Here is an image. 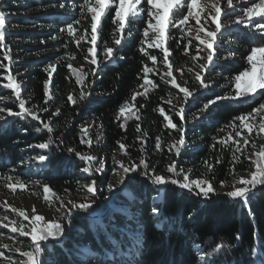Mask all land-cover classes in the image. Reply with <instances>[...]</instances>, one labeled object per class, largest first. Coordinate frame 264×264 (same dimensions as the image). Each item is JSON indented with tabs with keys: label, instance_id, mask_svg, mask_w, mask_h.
Listing matches in <instances>:
<instances>
[{
	"label": "trees",
	"instance_id": "1",
	"mask_svg": "<svg viewBox=\"0 0 264 264\" xmlns=\"http://www.w3.org/2000/svg\"><path fill=\"white\" fill-rule=\"evenodd\" d=\"M73 1L62 9L58 6L62 0H0V11L6 13V47L0 48V54L8 52L11 58L9 61L2 57V64L6 66L4 72L7 75L10 72L21 84L25 106L40 117V121H34L31 117L8 116L7 111L0 113L6 117V121H0V177L12 176L26 185L33 184L40 194L43 185H47L55 196L62 198L80 197L88 193L84 185L96 181L92 208L72 210L71 215H64L67 219H61L63 236L59 240L43 242L42 264H199L198 256L206 253H212L207 257L210 264H264V186H257L245 205L226 193H210L208 198H204L196 195L198 190L190 192L171 183L156 185L148 176L139 174L143 171L141 168L126 177L117 191H103L100 188L105 184L106 175L97 174L94 164L91 174L82 172L81 169L88 165L75 154H123L117 143L120 141L127 146L129 155H124L126 158L139 163L143 157L148 162L150 175L155 173L182 180V175L174 176L167 172V166L175 161L177 172L181 169L185 173L189 171L191 179L203 178L215 187L220 186L221 181L230 182L233 176L250 167L251 161L245 156L251 153V149L248 144H243L240 137H235L234 129L229 125L235 117L264 102V97L256 95L222 100L203 113L200 109L209 99L231 92L230 88L234 86L232 78L247 67L246 57L250 49L264 45V35L253 26L234 24L222 29L220 42L214 46L213 62L202 72V78L208 83L216 75H222L228 87L222 89L218 82L213 81L208 88H201L200 82L193 78L188 89L195 91L183 105L185 145L177 156L175 151H169V145L179 140L180 133L165 128L164 117L154 109L163 107L173 123L179 126V117L165 101L171 98L178 110L183 93L161 80L166 68L160 63L162 53L159 49H147L150 54L157 55L156 68L160 71L155 75L149 73V79L159 87L149 91L146 97H137L140 119L125 121L123 117L116 118L120 106L126 100L130 101L133 91H143L138 86L143 82L141 70L144 64L153 67L152 62L139 51L146 26L144 19L131 25L132 35L128 36L126 32L113 58L105 60V42L109 47H116L112 35L116 26L110 15L102 18L97 41L99 68L96 75L87 76L83 87L87 95L79 99L81 85L76 83L67 65L83 67L86 73L95 66L84 60L90 45L82 42L78 48L67 31H61L68 23L80 19V24H74L79 29L78 34L85 28L91 32L90 15L81 19L83 0ZM54 5L58 9L46 10V7ZM28 8L40 12L27 14ZM181 18L176 16V19ZM255 20L264 23L258 17ZM32 25H39V30L29 31L28 27ZM168 33L171 38L167 40V46L172 53L169 58L172 66L184 67L191 63L195 41L185 54L184 46L191 37H182L179 28L170 27ZM56 35L61 36L59 46L62 51L59 54L43 55L36 51L35 43L45 42ZM16 41L20 44H15ZM31 54L36 57L26 59ZM71 56L75 59L71 60ZM50 64L56 71L49 85L51 99L45 103L44 85L49 79L45 69ZM70 93L77 99L75 105L67 99ZM5 96L9 99H3ZM0 108L19 111L12 90L3 86H0ZM45 108L47 111L42 110ZM56 109H60V114L53 116ZM194 113L197 115L192 118ZM89 120H94V126L89 135H85L82 125ZM41 121L50 122L53 131L49 133L44 129ZM122 123L124 128L120 127ZM235 123L238 125L239 121ZM137 124L140 132L136 131ZM38 127L41 129L39 132L36 131ZM230 134L240 140L244 150V155L235 153L239 161L233 160L235 145L232 141L227 145L219 143ZM90 135L99 137V140L91 142V145L81 143L82 139L89 141ZM241 135L244 136L243 131ZM141 136L143 142L137 139ZM157 136L161 137L160 150L156 149ZM49 139L52 143L47 150L29 147ZM141 147L144 151H140ZM69 148L74 151L69 152ZM39 154L49 156V161L40 164L31 159ZM205 161L213 166L212 171H208ZM153 207L159 209V214H153ZM5 212L8 210L0 206V217ZM216 245L221 247L213 252ZM7 253L18 257L16 252Z\"/></svg>",
	"mask_w": 264,
	"mask_h": 264
},
{
	"label": "snow or ice",
	"instance_id": "2",
	"mask_svg": "<svg viewBox=\"0 0 264 264\" xmlns=\"http://www.w3.org/2000/svg\"><path fill=\"white\" fill-rule=\"evenodd\" d=\"M226 7H221L220 0H83V4L80 6L81 19L87 18L90 15V29L85 28L83 33L78 34L79 29L74 27V24H80L81 20H74L72 23H68L65 29L61 31H67V34L72 37L76 46L79 48L82 42L88 43L90 46L87 48V55L84 56V60L95 67L91 68L88 73L84 72L83 67L74 68L71 63L67 65L68 69L75 76V81L77 84L81 85V92L79 99H84L87 95L83 91V87L87 76L89 74L96 75V71L99 68V62L97 59V41H98V30L99 25L101 24L102 18H107L111 16L112 23L116 26L113 30V44L116 47H109L107 42H105L103 54L105 60H111L117 51L118 46L122 44L125 39V33L127 32L128 36L132 35L131 25L140 20L144 19L145 27L142 31L143 39L140 40L139 51L145 55L148 60L153 64V67H149L147 64H144L142 68V80L143 82L138 86L143 89V91L134 90L130 101L126 100L119 108L117 113V120L124 118L125 121L129 119L139 120L140 116L138 115L139 108L136 107V101L138 96H147L149 91L159 87L154 80L149 79V73L158 74L159 69L156 68L157 64V55H152L148 52L147 49H159L162 53V59L160 63L164 65L166 71L161 75V80H164L166 84H170L173 87L179 89L183 93L182 101L180 102V107L176 110V105L172 104V99H167L166 104L171 105L174 110V114L179 117L181 124L178 126L176 123H173L171 116L165 113L163 107H158L154 111H159L160 114L164 117L166 124L165 128L174 129L180 133L179 140L175 143L169 145V151H175L176 155L180 154L181 148L185 145V136L183 121L184 117V107L190 97L193 96V91H189L187 87H182L177 83L176 77L173 75L172 62L170 61V56L172 55L170 48L167 46V40L170 39L168 33L169 28H179L183 36H189L191 39H188L187 44L184 46L185 54H188V49L193 45V41H198L195 45V55H192L190 58L192 61L203 60L204 63H197L194 65V68H189L187 71L192 72L195 68H199V71L195 73V79L200 82L201 88H208L209 83H205L204 78H202L201 73L206 71L209 65L213 62L215 56L214 46L217 45L220 35H222V29L227 28L229 25H244L245 27L253 26L257 31H260L264 35V23H261L254 18H260L264 20V0H244L241 13L236 16L235 20H229L228 24H222L220 18L222 15L231 16L235 12L236 4L234 0H225ZM60 8H65L66 5L61 3L58 5ZM184 9H186V14H184ZM179 15L182 18L176 19V16ZM194 21L195 25L189 24V21ZM6 13L0 11V48L6 47L4 41L6 38ZM211 25L215 27L212 28ZM194 34V35H193ZM55 39V37H53ZM147 45V48L144 47ZM203 46V47H201ZM201 52H205L206 56H201ZM234 53H229L233 55ZM4 58L6 60H11L8 52H5ZM227 58V57H226ZM71 60L75 59V56L70 57ZM123 59V57H121ZM247 67L244 68L239 74L235 75L232 80L234 82V94L216 96L215 99H209L207 103L203 105L200 109V112L203 113L207 111L210 106L216 104L218 101L222 100H237L244 99L247 97H255L260 95L264 97V45L252 47L249 54L246 57ZM6 66L0 64V69H4ZM183 75V69H176ZM45 71L48 73L49 79L45 81V96L46 100L51 99V93L49 90V85L51 83V77L56 68L54 65H49ZM7 83L3 84V87L6 89H11L13 95L18 101V112H13L11 109L0 108V113L7 111L8 116H17L21 118L31 117L34 121H40V117L36 111L33 109L27 108L26 101L21 98V84L17 82L16 78L12 76L9 72L6 77ZM186 83V82H185ZM171 96V94H170ZM3 99L7 100L9 97L5 96ZM68 101L75 105L77 99L73 94H69L67 97ZM163 100L164 98L161 97ZM178 99V98H177ZM141 108L144 105H140ZM47 111V109H42ZM60 114V109H56L53 116H58ZM257 117L259 121L257 123ZM0 121H6V117L0 114ZM235 121H239L237 125ZM44 129L49 133L53 131L51 123H43ZM121 128H124L125 125L122 123ZM234 129L235 137H240L244 145L249 143L248 136H251L253 132L257 136H260L264 133V102L258 104L257 107H254L250 112L242 114L234 118V122L229 125ZM239 129V130H237ZM247 130L248 136H242L241 133L243 130ZM41 129L38 127L36 129L39 132ZM26 131V129H25ZM82 131H84L82 129ZM136 131L140 132V125L137 124ZM87 133L85 132V135ZM146 136L147 133H144ZM138 140L143 142V137H137ZM99 140V137H97ZM229 141L235 145V151L233 152V160L239 161V157L235 155L236 152H241L244 155V150L240 146V140L233 138L232 134L225 140L222 139L219 143L227 145ZM87 142L91 145V141L81 140V143ZM52 141L49 139L47 142H41L36 145H29V147L38 148L41 150H47ZM120 145V149L123 151L125 156L129 155L127 151V146L120 141H117ZM162 147L161 137H156V149L160 150ZM253 151L245 156V159L251 161L252 166L255 167V171L250 172V178L240 177L236 180V183L232 185L231 191L226 193L227 196L237 199L243 204L247 205L250 198L254 195V191L257 186H264V145H261L260 151H255L256 145L253 142L252 144ZM69 152L74 150L69 148ZM140 151H144L141 147ZM76 156L86 163V167L81 169L82 172L91 174L93 171V162L98 164V167H95V172H100L104 168V161L98 160L97 157L92 155L81 154L80 152L75 153ZM32 160L38 161L40 164H44L49 161V156L44 154H39L31 158ZM113 160L117 163L122 170L120 183H123V179L129 173H136L139 169H143L139 174L148 176L151 179L152 183L156 185H164L171 183L173 185H178L181 189H187L188 191H196V195H202L204 198H208L210 193H215V188L209 180L198 178L190 179L189 174L185 173L183 169L177 172L176 163L173 161L167 166V172L172 173L174 176L182 175L183 179H174L171 176L166 177L163 175H157L155 173L149 174V164L144 160L143 157L140 158L139 163L131 162L126 164L123 160H116L113 156ZM219 163V160H217ZM205 165L208 171L213 170V166L205 161ZM235 169H233L234 171ZM5 181V187L10 188L13 192L16 191L17 186L23 190L26 188V185L16 180L15 183H12V176L0 177ZM221 187L225 186V182H220ZM237 185H242L237 187ZM87 188L89 193H92V196L96 195V181H91L90 184L84 185ZM115 185L109 183L107 185L108 191H112ZM43 191L45 193L44 200L49 201V196L47 193L51 192V189L47 185H43ZM54 195V194H53ZM59 199V197H56ZM71 205V208L68 209V215H71L72 210L77 211H87L92 208V205L95 203V200H85L82 203H75L71 200L68 201ZM63 206V201H61ZM4 207L10 208L13 213H16L17 216L22 217V220L17 223L16 220H11L8 223V216L5 215L0 219V227L10 228V231L13 233H18L23 237H30L31 239V251H22L21 248L17 247L10 249L12 251L20 253V255L26 259L13 261L11 257H6L2 251H0V259L7 260L8 264H42L40 259L41 254L44 251L43 242L51 240H59L63 236L64 227L60 222L61 219H67V216L59 217L56 219L46 220L45 217L41 214H37L35 207L32 208V213L28 214L22 209H17L11 205H7L5 202ZM59 211V209H57ZM153 214H159V209L156 207L152 208ZM27 221L28 223H24ZM3 247L8 248V245H3ZM220 245H216L213 249V252L220 249ZM198 251H200L199 246H197ZM212 253H206L198 256L199 264H210L207 257L211 256Z\"/></svg>",
	"mask_w": 264,
	"mask_h": 264
},
{
	"label": "rangeland",
	"instance_id": "3",
	"mask_svg": "<svg viewBox=\"0 0 264 264\" xmlns=\"http://www.w3.org/2000/svg\"><path fill=\"white\" fill-rule=\"evenodd\" d=\"M221 2V7H226V3L225 0H220ZM62 3L66 5V7L69 4H73L74 1L73 0H62ZM234 3L236 4V8H235V12H233V14L231 16H224L222 15L220 18V22L222 24H228L229 20H235L236 16L238 14L241 13V9L244 3V0H234ZM58 9L57 6H49L46 7V10H55ZM74 9V8H72ZM27 14H37L40 11L37 10H31L28 8L27 10ZM44 11V10H43ZM75 11V10H73ZM56 13V12H55ZM15 14H19L18 12H15ZM255 19V18H254ZM189 23L191 25H195L194 21H189ZM234 25V24H232ZM231 26V25H229ZM212 28H214V25H211ZM29 31H38L39 30V25H32L30 27H28ZM52 30L55 31V29L53 28ZM194 35V34H193ZM55 39L53 38H49L48 40H46L45 42H41V43H35L34 45H36V51H38L40 54L43 55H48V54H59L62 49L59 46V43L61 42L60 35H56L54 36ZM198 43V41H195L194 46ZM15 44H20L17 41L15 42ZM25 44H28V42H26ZM203 47V46H201ZM215 48V47H214ZM195 55V53H194ZM201 56H206L205 52H201ZM2 57H4L3 54H0V64H2ZM36 57L35 55H29L26 59H32ZM197 63H204L203 60H198V61H192L189 64H186L184 67H178V66H172L173 69V75L176 77L177 79V83L180 84L182 87H187L190 88V85L192 84L193 78L195 77V73L196 71H199V68H195L194 71L189 72L187 71V69L189 68H194V65H196ZM181 68L183 69V75H181V73L179 71H177L176 69ZM202 76H204L203 73H201ZM8 75L4 72V69H0V86H3V84L7 83V77ZM213 81L218 82V84L220 85V87L222 89H227L228 84L224 78V76L222 75H216L215 78H213L212 80H210L208 83H212ZM186 82V83H185ZM231 89V92L228 95H232L234 94V86ZM196 113L192 114L191 117L194 118L196 117ZM259 121V118L257 117V123ZM94 126V120H89L86 123H84L82 125V129L84 131H82L84 134L85 132L89 135V133L91 132L92 128ZM243 135L244 136H248L247 134V130H243ZM96 139L94 138L92 135H90L88 137V140H90L93 143H96ZM248 146L251 149V152L253 151L252 148V144L253 142L256 145L255 151H260V147L261 145H264V133H262L260 136H257L255 132H253V134L251 136H248ZM87 155H92L97 157L98 160H102L104 161V168L102 171L100 172H96L97 174H105L106 175V179H105V184L104 186H102L103 191H108L107 185L109 183L115 185L114 189L111 191H117L119 188H121L123 183H120V178H121V172L122 170L120 169L119 165L117 163L114 162L113 160V156H115L116 160H123L126 164H129L131 162H136L135 160H129L128 158H126L124 156V154H113V155H109L107 153H97V152H92V153H88ZM95 167H98L99 165L96 164L95 162H93ZM255 171V167L252 166V164L250 165V167L244 171V172H240L237 173L235 176H233L232 180L228 183H225L224 187L220 186H213L215 188V193H227L228 191L233 190L232 189V185L236 183V180L239 179L240 177H244V178H250V172ZM189 174V171L186 172ZM132 173H129L127 176L124 177V179L126 177H128L129 175H131ZM123 179V181H124ZM191 179V178H190ZM198 179V178H195ZM17 179L13 178L12 183H15ZM90 184V183H87ZM26 185V184H25ZM242 185H237V187H240ZM87 189V188H85ZM97 189V188H96ZM110 192V191H109ZM44 191H41V194L39 193V191L34 187V185H26V188L21 190L18 186L16 188V191L13 192L10 188L5 187V181L3 179H0V206L3 207V209L8 210V212H5V214H3V216L0 217V219H2L5 215L8 216V221H4V223H8L11 220H16L17 223H19L20 220H22V217L17 216L16 213H13L11 211L10 208L4 207L5 202L7 203V205H11L12 207H15L17 209H22L24 211H26L28 214L32 213V208L35 207L37 214H41L45 217L46 220L49 219H56L59 217H63L64 215L68 214V209L71 208V205L68 203L69 200L75 202V203H82L85 202V200H92L94 199L92 196V193H84V195L77 197V198H62L59 197V199H56L57 196L53 195L52 192L47 193V195L49 196V201L46 202L44 200ZM61 201H63V206L61 205ZM57 209H59V211H57ZM61 222V220H60ZM24 223H28L27 221H24ZM3 229V230H1ZM0 230L3 232H0V251H2L4 253V255L6 257H11V259L13 261H17V260H24L26 258L22 257L20 255V253L16 252L18 254V257H12V256H8L7 252H15L12 251L10 249H14V248H21L22 251H31V239L30 237H23L20 236L18 233H13L10 231V228H3L0 227ZM6 230V231H5ZM26 239V240H25ZM3 245H8V248L3 247ZM2 264H8L7 260H3L0 259Z\"/></svg>",
	"mask_w": 264,
	"mask_h": 264
},
{
	"label": "water",
	"instance_id": "4",
	"mask_svg": "<svg viewBox=\"0 0 264 264\" xmlns=\"http://www.w3.org/2000/svg\"><path fill=\"white\" fill-rule=\"evenodd\" d=\"M98 216H101V215H98Z\"/></svg>",
	"mask_w": 264,
	"mask_h": 264
}]
</instances>
